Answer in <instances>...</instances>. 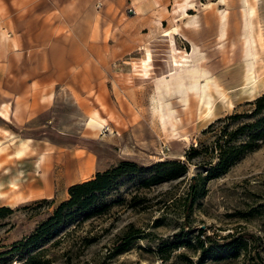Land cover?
<instances>
[{
  "label": "rangeland",
  "instance_id": "374dc122",
  "mask_svg": "<svg viewBox=\"0 0 264 264\" xmlns=\"http://www.w3.org/2000/svg\"><path fill=\"white\" fill-rule=\"evenodd\" d=\"M243 9L241 0H0V208H9L0 264H199L198 237L205 248L210 238L245 243L202 264L264 262V140L209 177L222 127L245 119L226 118L264 94V0H248V23ZM200 58L211 110L203 94L185 108L173 92L172 134L158 121V81ZM121 161L146 170L25 245L72 185ZM165 161L186 174L142 184Z\"/></svg>",
  "mask_w": 264,
  "mask_h": 264
},
{
  "label": "trees",
  "instance_id": "16d2710c",
  "mask_svg": "<svg viewBox=\"0 0 264 264\" xmlns=\"http://www.w3.org/2000/svg\"><path fill=\"white\" fill-rule=\"evenodd\" d=\"M253 109L248 114H233L226 118L229 121H235L245 118L236 126L228 130V124L222 127L218 149L219 161L210 169L209 177L216 173H221L234 162V160L245 150L255 147L259 140H264V94L256 97L253 102ZM241 140L238 141V139ZM197 154V150H192ZM146 169L139 168L137 164L131 161H121L117 166L103 172H98L94 178L72 185L68 189L69 199L63 201L55 209L52 216L44 222L37 232L27 238L25 245L34 244L36 240L48 230L55 228L64 223V221L75 212H84L97 203L98 197L105 191L110 190L122 176L134 173H142ZM150 173L143 181L144 185H151L160 181L171 180L186 174V165L179 161L158 162L147 169ZM196 177H191L189 188V197L194 196L196 192ZM9 212L8 207L0 208V217ZM41 229V230H40ZM43 229V230H42ZM210 240L209 247H204L203 240L197 239L201 256L199 264L206 259L218 260L225 253H236L240 248L245 247L243 241L227 240L221 244L217 241ZM2 254V253H0ZM260 259V257H257ZM256 264H264L261 260Z\"/></svg>",
  "mask_w": 264,
  "mask_h": 264
},
{
  "label": "bare ground",
  "instance_id": "6f19581e",
  "mask_svg": "<svg viewBox=\"0 0 264 264\" xmlns=\"http://www.w3.org/2000/svg\"><path fill=\"white\" fill-rule=\"evenodd\" d=\"M241 1L244 7L243 9L244 18H245L246 23H248L247 15H249V11L246 9V7L248 6V0H241ZM216 2H218L219 4H223L225 3V0H216ZM187 5L188 3H185L183 7ZM226 18H227V15L225 14L220 16V20L221 21L223 20V23L226 22L227 20ZM244 42H245L244 54H245V58H247L246 59L247 72H246L245 80L249 83L251 82V79H252L251 78V71L253 69L252 59L255 57V55L251 48L252 43H251L250 36H248V34H246ZM208 78H209L208 71L202 65V59L200 58L195 61L192 69L189 70L188 72L183 73V74L182 73H172L170 75L169 80L164 76L161 79H159L158 81L159 86H157L156 88L157 90L156 98H157L158 109H159L158 121L160 122V125L162 126L163 129L169 128L171 129L172 134H177L176 125L179 120L175 114V110L172 108V106H170L171 103L168 102L167 99H165V97H169L173 92L179 93L178 95L179 101L183 103L185 108H187L190 99L192 100L193 97H197L200 100V97L203 94L202 97H204L206 101L205 106L207 108V112L208 113L210 112L212 91L208 93V90H207L206 92V88L208 89V86H209L207 85V83L205 85L201 84L202 81L208 82L209 81ZM215 90L219 92L218 88H215ZM89 124L98 125V126L101 124L97 113L92 114ZM34 183H37V182H34ZM1 196L2 195L0 192V197ZM10 264H13V263H10Z\"/></svg>",
  "mask_w": 264,
  "mask_h": 264
},
{
  "label": "crops",
  "instance_id": "0c3cea01",
  "mask_svg": "<svg viewBox=\"0 0 264 264\" xmlns=\"http://www.w3.org/2000/svg\"><path fill=\"white\" fill-rule=\"evenodd\" d=\"M0 117L8 120V116L4 112H0ZM0 150H1V148H0Z\"/></svg>",
  "mask_w": 264,
  "mask_h": 264
}]
</instances>
